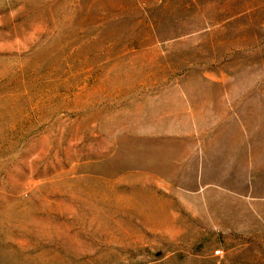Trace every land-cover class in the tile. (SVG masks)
Masks as SVG:
<instances>
[{
	"label": "rangeland",
	"instance_id": "374dc122",
	"mask_svg": "<svg viewBox=\"0 0 264 264\" xmlns=\"http://www.w3.org/2000/svg\"><path fill=\"white\" fill-rule=\"evenodd\" d=\"M0 264H264V0H0Z\"/></svg>",
	"mask_w": 264,
	"mask_h": 264
}]
</instances>
